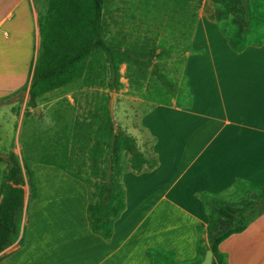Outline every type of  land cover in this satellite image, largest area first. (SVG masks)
I'll return each instance as SVG.
<instances>
[{
	"label": "crops",
	"instance_id": "crops-1",
	"mask_svg": "<svg viewBox=\"0 0 264 264\" xmlns=\"http://www.w3.org/2000/svg\"><path fill=\"white\" fill-rule=\"evenodd\" d=\"M7 2L0 32L19 37L12 80H0V95L27 82L37 37L40 44L34 1ZM208 20L197 22L183 64L187 101H156L139 118L158 163L141 172L123 170L127 206L111 238L91 229L83 180L32 160L37 194L31 199L25 187L24 243L3 250L0 264H151L146 249L157 246L179 262L190 261L199 227L207 239L209 216L200 193H223L238 179L264 185V39L236 51L224 32L206 30ZM219 248L228 264H264V212Z\"/></svg>",
	"mask_w": 264,
	"mask_h": 264
},
{
	"label": "trees",
	"instance_id": "trees-1",
	"mask_svg": "<svg viewBox=\"0 0 264 264\" xmlns=\"http://www.w3.org/2000/svg\"><path fill=\"white\" fill-rule=\"evenodd\" d=\"M106 0H47V8L40 21V46L30 71L29 94L31 103L38 97L66 86L81 78L94 68L93 59L102 62L108 69V86L111 90L120 88V66L133 61L147 62L158 54L156 48L142 52L130 47L122 48L106 40L104 36V8ZM216 5L215 20L221 26L231 18L233 30L228 35L229 43L236 51L243 50L251 42L264 39V0H212ZM223 30V28H222ZM224 32V31H223ZM225 33V32H224ZM255 33L256 41L249 37ZM154 68V66H153ZM155 72L166 87L177 91L169 76L159 70ZM107 118H94L85 126L87 140H98L99 150H91L95 159L104 151L102 165H92L88 173L86 166L74 165L76 157L72 146L50 150L63 162L40 160L65 170L83 180L88 187V220L91 229L109 239L113 233L115 220L127 206L126 191L122 181L123 155H128L130 169L141 172L154 168L158 159L140 146L138 138L113 122L110 107L106 105ZM101 121L97 127L93 123ZM79 138L75 132L73 144ZM153 140V139H152ZM98 141L96 143H98ZM78 159V158H77ZM7 163L4 181L0 184V253L17 242L19 246L25 239V219L29 204L25 205L26 186L30 187V198L37 194L35 174L28 161H21L19 155L11 151L0 156ZM82 173H86L85 176ZM237 201L231 197L239 195ZM208 216L207 239L199 227L197 255L195 259L179 262L173 251L162 247H148L147 256L151 264H199L207 249L214 253L213 264H228L227 254L219 248L220 243L230 235L244 231L248 225L264 212V185L238 179L223 193L201 192Z\"/></svg>",
	"mask_w": 264,
	"mask_h": 264
},
{
	"label": "rangeland",
	"instance_id": "rangeland-1",
	"mask_svg": "<svg viewBox=\"0 0 264 264\" xmlns=\"http://www.w3.org/2000/svg\"><path fill=\"white\" fill-rule=\"evenodd\" d=\"M33 1L39 14L38 26L41 15L46 11L47 0ZM9 4L7 0L0 4V17L8 12L11 7ZM216 8L212 0H106L103 26L107 41L142 52L156 48L158 54H164L152 57L150 64L133 61L121 64L120 88L114 91L108 86V69L102 62L93 59L94 68L90 72L38 97L34 103H31L28 88L32 77L29 71L23 86L0 95V156H7L14 151L21 161L57 160L62 163L50 150L72 146V154L76 157L74 165L86 166L88 173L92 165H102L104 151L97 159L94 158L91 150L100 151V141L87 140L85 126L94 118H107L106 105L109 106L111 96L115 93L113 122L139 137L140 146L145 147L150 157L152 138L141 126L139 118L156 101H187L182 69L191 49V37L197 22L200 18H209L206 30L211 34L224 31L228 37L226 33L230 34L233 30L231 18L225 19L223 26L215 20ZM15 21L16 18L10 19L5 29H12ZM25 36L20 35L21 38ZM18 37V34L7 37L4 32H0V80L3 85L12 78L10 74L17 58L14 46ZM249 37L252 41L257 39L255 33H250ZM39 46L37 37L31 51L32 62L37 57ZM153 65L177 84V91H171L163 85ZM37 106L40 107V115L35 112ZM100 124L98 120L92 128ZM75 132H78L79 138L73 144ZM122 166L129 167L127 154L123 155ZM7 169V163L0 161V184L5 179ZM26 188L31 192L29 186ZM238 193L231 198L237 201L242 197V192Z\"/></svg>",
	"mask_w": 264,
	"mask_h": 264
},
{
	"label": "water",
	"instance_id": "water-1",
	"mask_svg": "<svg viewBox=\"0 0 264 264\" xmlns=\"http://www.w3.org/2000/svg\"><path fill=\"white\" fill-rule=\"evenodd\" d=\"M159 52V50H158ZM154 68H156V65H153ZM114 105H115V93L112 94L111 99H110V103H109V107H110V113L112 115V117H115V111H114ZM35 112L40 115L41 110L40 107L37 106L35 108ZM213 257H214V253L213 250L211 248L207 249L204 258L202 259V261L199 264H213Z\"/></svg>",
	"mask_w": 264,
	"mask_h": 264
}]
</instances>
